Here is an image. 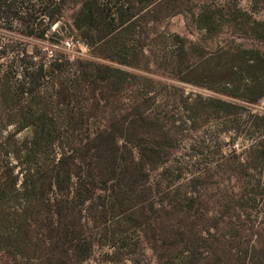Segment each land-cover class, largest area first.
I'll use <instances>...</instances> for the list:
<instances>
[{
	"label": "trees",
	"instance_id": "16d2710c",
	"mask_svg": "<svg viewBox=\"0 0 264 264\" xmlns=\"http://www.w3.org/2000/svg\"><path fill=\"white\" fill-rule=\"evenodd\" d=\"M71 1L73 25L96 59L33 62L23 71L18 95L7 76L1 79L0 124L13 125L15 132L0 140L6 160L0 159V203L7 195L24 203L11 229L0 234V251L36 264H86L94 248L107 247L105 256L112 257L138 244L153 258L143 264H264V113L248 109L264 100V18L238 6L224 12L211 6L196 18L208 33L221 21L255 45L206 52L172 34L178 59L169 68L199 71L194 84L243 103L197 95L184 100L181 120L168 114L159 82L128 70L150 72L156 64L159 51L150 47L156 35L150 36L178 0H0V18L38 36ZM254 1L264 6V0ZM184 56L196 63H181ZM19 96L24 102L16 108ZM201 109L213 118L247 109L263 128L245 158L221 156L232 172L226 179L230 192L223 189V198L212 202L204 196L218 163L192 172L194 155L180 161L172 142L184 126L195 128ZM24 129L30 136L19 142L15 134ZM172 174L177 182L168 181ZM131 262L140 264L136 257Z\"/></svg>",
	"mask_w": 264,
	"mask_h": 264
},
{
	"label": "rangeland",
	"instance_id": "374dc122",
	"mask_svg": "<svg viewBox=\"0 0 264 264\" xmlns=\"http://www.w3.org/2000/svg\"><path fill=\"white\" fill-rule=\"evenodd\" d=\"M168 3L170 5L173 4V0H168ZM177 3L179 6L171 10V14L173 12L175 14H170L169 17L163 18L161 23L153 30L156 34H151L150 36L154 37L156 35L155 38H152L153 41L150 44L152 49L159 51L154 57L156 64L151 66L150 72H140L131 68H128V70L147 75V77L160 84H167L169 88L163 91L160 89L162 85L156 86L168 102L167 112L168 114H174L176 119L185 120L187 112L184 111L182 105L186 99L187 102H191L197 95L221 99L230 98L218 91L194 84L192 82L195 81L194 72L199 71L177 74L175 70L168 67L169 63L176 62V59H178L174 55L176 51L172 52L178 45V42L173 40L172 34L177 33L185 39L196 42L198 48L205 49L206 52H214L219 47L233 46L235 43L255 45V41L241 37V35L237 34V30L232 31L229 26L224 25L221 21L208 33L203 28L204 25L199 27V22L196 21V18L202 10L211 6L221 8L223 12L233 11L238 6L250 13L253 18L262 20L264 18V6L256 4L254 0H178ZM74 9H76L74 3L72 1L69 2L64 15L59 21L49 27L42 25V28L37 31L38 36L24 34L21 24L14 19L12 20V18H0V84L2 76H7L14 93L18 95L22 91L19 87H22L21 77L23 71L25 67H30L33 62L35 64L39 62L46 63L57 56L68 57L71 60L78 56L85 59H96L81 41L79 32L73 25ZM177 11L182 12L177 13ZM45 27L46 30H44ZM217 31H221L222 34H215ZM40 33H43L42 37H39ZM180 61L181 63L193 64L196 63V57L184 56ZM168 71H171L172 75ZM182 77H185L186 80H182ZM230 100L243 105L242 101L238 99ZM17 101H20V103H16L15 107L19 108L24 101L20 96ZM248 109L252 113H264V102L261 101L258 104L250 105ZM241 111L239 116L213 118L206 114L203 109L198 110L195 115L197 121L195 128L188 132V126H184L183 132H178L173 137V145L178 147L175 152L176 158H179L180 161L188 160L189 154L197 157V159L194 156L191 157L190 170L192 172L200 169L197 167L204 165L215 167L213 166L214 163H218L216 164L218 167L216 166L213 169V179L208 184L209 190L204 196V201L212 202L223 198V189L227 190L228 193L230 192L231 184L226 179L232 172L230 169L223 167V158L221 156L228 157L236 153L240 158H245L246 154L244 151L261 136L260 129L262 130L263 128H257L254 125V122L248 116L247 111L249 110L242 109ZM4 112L3 109L0 110L1 114ZM13 132H15L13 125L5 127L0 124V140H3L8 134ZM29 136L30 131L24 129L15 134V139L20 142L24 138H29ZM0 159L4 163L6 162L5 158L0 157ZM9 159L7 161H11V164L15 163L14 159ZM16 172L17 169L15 170ZM261 172H264V169ZM168 181L174 183L178 181V178H175L174 174H172ZM216 187L220 189L217 190ZM16 198L14 200L10 195H7L0 203V234L11 229L12 217L20 211V207L24 203L23 198ZM262 220H264V215ZM105 251H109L107 247L103 249L94 248L93 256L87 260L86 264H132V257H136L140 264L146 263L148 260L153 263L150 250L147 247L143 249L142 245L127 246L112 257L105 256ZM36 263L37 261L34 258L21 257L14 252L4 253L0 251V264Z\"/></svg>",
	"mask_w": 264,
	"mask_h": 264
},
{
	"label": "built area",
	"instance_id": "2783aa9c",
	"mask_svg": "<svg viewBox=\"0 0 264 264\" xmlns=\"http://www.w3.org/2000/svg\"><path fill=\"white\" fill-rule=\"evenodd\" d=\"M264 102V100H262Z\"/></svg>",
	"mask_w": 264,
	"mask_h": 264
}]
</instances>
